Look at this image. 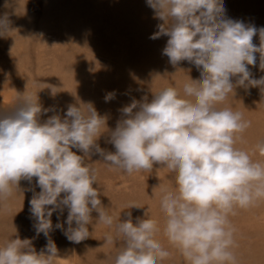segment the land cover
Returning a JSON list of instances; mask_svg holds the SVG:
<instances>
[{"label":"clouds","instance_id":"clouds-1","mask_svg":"<svg viewBox=\"0 0 264 264\" xmlns=\"http://www.w3.org/2000/svg\"><path fill=\"white\" fill-rule=\"evenodd\" d=\"M147 4L163 22L150 39L167 36L162 54L174 67L182 61L194 65L199 79L184 84L183 96L166 87L150 101L132 99L119 110L122 118L114 129H108L106 117L91 103L70 104L63 117L56 113L41 122L50 109L31 97L19 98L14 108L0 111V201L20 190L22 180L31 185L35 178V187L27 190L33 193L29 204L37 236H49L57 213L55 228L80 243L89 237L96 212L97 222L114 229L105 236L107 243L118 245L111 264H160L169 252L155 238L161 231L158 221L137 217L133 222L131 212L117 221L102 204L101 191L94 187L98 170L87 160L99 155L111 169L129 175L160 165L174 174L175 183V191L164 190L161 198L168 244L186 264H237L229 217L264 201V161H254L237 147L251 122L241 112L217 105L236 87H257L264 95V76L256 79L249 69L259 53L264 71V28L226 18L223 0ZM9 30L8 18L0 17V35ZM257 33L259 46L253 43ZM115 96L107 93L105 102ZM105 134L114 152L98 143ZM255 147L264 156V140ZM55 256L50 239L39 253L28 239L11 238L0 246V264H52Z\"/></svg>","mask_w":264,"mask_h":264},{"label":"rangeland","instance_id":"rangeland-1","mask_svg":"<svg viewBox=\"0 0 264 264\" xmlns=\"http://www.w3.org/2000/svg\"><path fill=\"white\" fill-rule=\"evenodd\" d=\"M223 4L226 18L264 28V0H223ZM0 17L10 21V30L0 35V111L11 110L21 97H31L42 108L50 109L41 115L43 122L56 113L63 117L70 104L83 107L91 103L106 117L108 129H114L122 118L119 110L132 99L146 97L150 101L153 93L166 87H175L183 96L184 84L200 77V71L187 61L175 67L169 63L162 54L167 36L150 39L163 22L154 18L147 0H0ZM253 43L259 46L258 33ZM256 56V66L249 69L259 79L264 71L259 67L260 54ZM109 92L116 93L115 99L105 102ZM217 106L239 111L251 122L237 147L254 161H264L255 147L264 140V95L260 89L236 87ZM105 141L106 134L98 141L101 148L114 152ZM87 162L98 170V185L94 187H99L108 213L117 221L127 219L128 212L133 222L137 217L158 221L161 231L155 238L169 252L160 264H186L162 232L161 198L164 190L175 191L174 174L154 165L151 172L129 175L111 169L99 155ZM29 187H35V178L31 185L22 180L20 190H14L8 201H0V246L11 238L28 239L39 253L50 239L57 248L52 264H111L118 245L107 243L105 236L114 229L97 222L96 212L88 226L89 237L80 243L70 242L55 228L57 213L51 218L49 236H37ZM133 203L139 208H129ZM66 217L67 209L60 221ZM229 219L235 229L232 250L237 264H264V201L249 209H237Z\"/></svg>","mask_w":264,"mask_h":264}]
</instances>
